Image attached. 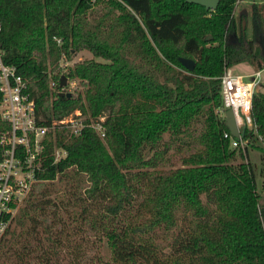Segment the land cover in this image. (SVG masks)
<instances>
[{
  "label": "trees",
  "instance_id": "16d2710c",
  "mask_svg": "<svg viewBox=\"0 0 264 264\" xmlns=\"http://www.w3.org/2000/svg\"><path fill=\"white\" fill-rule=\"evenodd\" d=\"M236 1L209 9L187 0H0L3 60L27 81L38 120L51 125L79 110L83 123L47 133L37 194L57 179L113 264H264V201L248 153L255 147L264 161V92L253 93L256 126L244 127L243 146L223 136L218 111L225 67L264 68V0L252 5L250 35ZM82 49L104 61L60 70V58ZM54 146L65 154L55 159ZM32 231L20 250L0 245L8 264L29 258ZM51 264L64 263L54 255Z\"/></svg>",
  "mask_w": 264,
  "mask_h": 264
},
{
  "label": "built area",
  "instance_id": "2783aa9c",
  "mask_svg": "<svg viewBox=\"0 0 264 264\" xmlns=\"http://www.w3.org/2000/svg\"><path fill=\"white\" fill-rule=\"evenodd\" d=\"M3 53L0 47V240L5 237L15 214L34 185L42 180L39 172L49 130H53L55 125H64L76 132L83 125L79 110L53 120L51 125L41 123L35 101L27 91V81L15 65L3 60ZM262 69L256 68L244 75L227 66L220 76L222 106L218 109L219 114L224 119L225 110L231 108L239 130L238 138L229 130L223 132L232 146L247 143L243 136L244 127L255 129L252 97L258 88ZM50 84L53 85L54 81ZM53 154L56 159L65 151L54 146Z\"/></svg>",
  "mask_w": 264,
  "mask_h": 264
},
{
  "label": "rangeland",
  "instance_id": "374dc122",
  "mask_svg": "<svg viewBox=\"0 0 264 264\" xmlns=\"http://www.w3.org/2000/svg\"><path fill=\"white\" fill-rule=\"evenodd\" d=\"M254 2L258 3V0H237L234 8L236 19L239 20L244 15L241 19L245 17L247 24H249ZM103 4L102 2L96 3L89 12V18L98 14L103 8ZM259 43V40H257V44ZM88 58L104 61L102 57L93 55L87 49H82L75 52L72 55V59L60 58L59 68L61 70L62 67L65 68L74 61ZM239 68L233 67L234 71L239 70ZM76 85H78L77 82H71L68 88L73 89ZM258 88L264 92V68L260 73ZM258 142L264 146L263 138L259 139ZM248 153L251 162L256 164L257 190L264 201V161L260 158L261 151L250 146ZM39 182H47V180L42 179ZM39 182L34 185L31 193L15 214L14 221L10 226V232L5 235L1 242L2 244H0H5L2 248L7 247L11 252L20 250L22 248V238H24L25 234H30L33 232L32 230H36V238L31 236V239H29L32 253L28 259L25 255H22L18 259L20 264H51L54 255L64 264H73L75 262L80 264H113L111 251L106 244L105 238L88 229L83 219L85 214L81 213V208L79 207V209L74 204L72 194L68 193L65 187L55 179L53 184H47L50 188L48 194L39 193L38 195ZM36 195L39 197L37 201H34ZM28 198H30L29 201H27ZM25 206L26 214L21 210ZM46 217L49 219V224L45 230L43 222ZM49 235H51V238H49ZM6 256L7 254L1 253L0 264H8V261H5L7 259L5 258Z\"/></svg>",
  "mask_w": 264,
  "mask_h": 264
},
{
  "label": "water",
  "instance_id": "95a60500",
  "mask_svg": "<svg viewBox=\"0 0 264 264\" xmlns=\"http://www.w3.org/2000/svg\"><path fill=\"white\" fill-rule=\"evenodd\" d=\"M190 2H195L198 4H201L205 6L206 8L209 9H215L219 3V0H187ZM245 18L242 19V27L244 29L245 26ZM179 61L184 65L185 68L192 70L194 68L195 62L192 58L190 57H185V56H179L178 57ZM67 83V77L64 74L60 75L59 79V85L60 87H64ZM66 93L67 95H70V92H64L63 90L59 91V94H64ZM224 122L225 125L227 126L228 130L231 132V134L238 138L239 137V130L235 121L234 113L231 108H227L225 110V116H224Z\"/></svg>",
  "mask_w": 264,
  "mask_h": 264
},
{
  "label": "crops",
  "instance_id": "0c3cea01",
  "mask_svg": "<svg viewBox=\"0 0 264 264\" xmlns=\"http://www.w3.org/2000/svg\"><path fill=\"white\" fill-rule=\"evenodd\" d=\"M251 26H252L251 22L249 24H247L246 31L249 35L251 34ZM229 38L234 40L235 36L230 35ZM259 42H260L259 44L261 45L262 43L260 40H259ZM232 67H240L239 70H236V72H239V73L244 74V75H248L251 72H253V70L256 69L255 65H253L247 61L237 62V63L233 64ZM257 89L260 90L259 88H257Z\"/></svg>",
  "mask_w": 264,
  "mask_h": 264
}]
</instances>
